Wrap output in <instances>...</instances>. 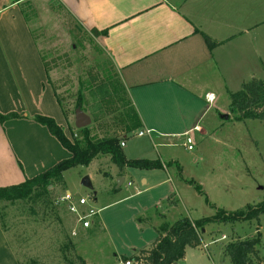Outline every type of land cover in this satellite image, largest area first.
<instances>
[{
	"label": "rangeland",
	"instance_id": "rangeland-1",
	"mask_svg": "<svg viewBox=\"0 0 264 264\" xmlns=\"http://www.w3.org/2000/svg\"><path fill=\"white\" fill-rule=\"evenodd\" d=\"M233 1L244 8L240 25L244 23L246 31L230 43L225 81L217 80L212 88L214 101L203 106L209 109L199 122L202 133H188L192 149H186L183 137L177 134L138 136V131L145 130L140 123L126 133L122 152L126 158L159 160L163 167L118 170L108 155L99 156L86 166L63 171L62 184L49 187L52 202L45 209L36 204L32 211L28 202L0 204L3 233L18 264H79L76 256L87 264H117L149 248L163 228L182 217L196 220L213 216L218 208L245 211L264 202V121L223 117H233L228 109L229 94L241 82L252 77L264 80V0ZM23 8L43 61L52 63L46 80L67 110V120L62 113L60 120L65 135L69 139L75 136L71 127L78 105L90 117L87 127L99 135L98 123L113 115L96 101L99 85L91 81L100 84L102 80L115 101L122 94L109 57L96 37L67 17L55 0H31ZM52 153L58 155L56 150ZM32 165L34 174L43 169L40 161ZM8 167V161L0 164V186L18 183L17 178L4 177ZM119 176L123 182L116 188ZM83 177L90 187L81 183ZM80 198L86 200L84 205H78ZM89 208L97 214L89 217V228L84 229L78 214ZM257 233L260 264H264V212L234 223H207L198 232V245L187 246L177 264H231L224 246Z\"/></svg>",
	"mask_w": 264,
	"mask_h": 264
},
{
	"label": "crops",
	"instance_id": "crops-1",
	"mask_svg": "<svg viewBox=\"0 0 264 264\" xmlns=\"http://www.w3.org/2000/svg\"><path fill=\"white\" fill-rule=\"evenodd\" d=\"M30 1L0 0V111L27 116L0 123V164L8 161L4 177L17 178L18 183L38 174L32 173L36 169L32 163L40 161L44 171L65 155L46 127L30 118L48 115L63 129L37 37L24 15L23 5ZM55 1L83 29H107L97 42L144 129L159 137L202 133L199 122L209 109L203 106L214 101L217 80L225 81L230 43L246 31L245 24L240 25L243 7L233 0ZM203 35L214 42L212 47ZM0 264H18L1 229Z\"/></svg>",
	"mask_w": 264,
	"mask_h": 264
},
{
	"label": "trees",
	"instance_id": "trees-1",
	"mask_svg": "<svg viewBox=\"0 0 264 264\" xmlns=\"http://www.w3.org/2000/svg\"><path fill=\"white\" fill-rule=\"evenodd\" d=\"M21 1L26 0H14V2ZM23 11L25 12L24 9ZM24 15L27 17L26 12ZM89 32L92 36L97 37L106 35L107 29L98 31L95 28H91ZM203 37L208 47L214 45V42L208 36L203 35ZM42 62L47 75L48 69L52 64L51 60L46 62L43 61L42 57ZM91 83L95 86L99 85L97 86L98 95L95 99L106 113L113 115L111 120L106 119L98 123L99 135L92 134V131L87 126L80 129L71 127L72 129L75 128L76 132L74 138L69 139L62 127L52 117L41 114L31 116L30 118L34 122L46 127L49 134L69 152V155L44 171L25 178L20 183L0 186V204L4 202L8 204L28 202L31 205L29 206L31 210L34 209L33 207L36 204L40 208L45 209L52 202L49 187L62 184L63 171L75 165L86 166L99 156L108 155L118 170L123 167L158 169L164 166L159 160L146 158L129 159L125 157L120 142H124L127 132L140 124L138 113L121 83L122 94H119L118 98L120 102L113 100L102 80H100V84H97L95 79ZM53 94L63 118L67 120V110L54 89ZM229 98L228 109L233 117L228 115L225 118L226 120L241 121L252 118L264 121V80L252 78L241 83L237 91L229 94ZM78 107L80 108L79 105ZM24 117L27 116L15 111L0 113V123ZM189 183L191 182L189 181ZM195 187L199 189L198 185H195ZM262 212H264V202L254 207L249 206L245 211L226 212V210L218 208L213 216L196 220L182 217L170 226L163 228L162 233L156 237L149 248L135 252L130 256V259L136 264L177 263L183 258L187 246L194 247L198 245L200 241L198 232L207 223H234L239 220H249L258 217ZM1 219L0 214V225L3 231ZM223 251L231 264H260V234L257 233L255 236L242 240L230 241L224 246ZM76 258L79 264H87L81 257L76 256ZM68 264L74 263L68 261Z\"/></svg>",
	"mask_w": 264,
	"mask_h": 264
},
{
	"label": "built area",
	"instance_id": "built-area-1",
	"mask_svg": "<svg viewBox=\"0 0 264 264\" xmlns=\"http://www.w3.org/2000/svg\"><path fill=\"white\" fill-rule=\"evenodd\" d=\"M207 100L208 101H211L213 98H212V95L211 94H208L207 96ZM193 129H197V127L193 128ZM151 131L150 129H145L144 131H139L137 133L138 136H142V135H150ZM181 137H183V145L186 147V149L190 150L192 149L193 145V141L192 139L188 136V132H185L181 135ZM120 145L123 146L124 145V142L121 141L120 142ZM130 183L127 182V185H129ZM69 196L66 195L64 198L67 199ZM86 203V200L84 198H80L78 200V205H84ZM70 210H72V212H76V209L74 207H71ZM97 214L96 211H94L93 209L89 208V209H85V213L83 215H79L78 214V221L80 223V225L82 226V228H89V225H90V220H89V217L92 216V215H95ZM117 264H134L133 260L131 259H125V260H118L116 262ZM136 264V263H135Z\"/></svg>",
	"mask_w": 264,
	"mask_h": 264
},
{
	"label": "water",
	"instance_id": "water-1",
	"mask_svg": "<svg viewBox=\"0 0 264 264\" xmlns=\"http://www.w3.org/2000/svg\"><path fill=\"white\" fill-rule=\"evenodd\" d=\"M224 116L227 117L226 114ZM90 122H91L90 117L86 113H84L79 108H76L74 110V127L76 129H80V128L86 127V126H88L90 124ZM122 182H123V178L121 176H119L117 178L116 188H118L121 185ZM81 183L84 186L90 187V182H89L87 177H83L82 180H81ZM173 264H177V263H173Z\"/></svg>",
	"mask_w": 264,
	"mask_h": 264
}]
</instances>
